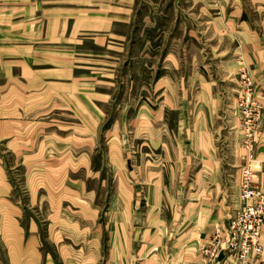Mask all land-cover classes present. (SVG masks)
<instances>
[{
	"label": "crops",
	"instance_id": "0c3cea01",
	"mask_svg": "<svg viewBox=\"0 0 264 264\" xmlns=\"http://www.w3.org/2000/svg\"><path fill=\"white\" fill-rule=\"evenodd\" d=\"M160 4V12L186 13L194 22L178 25L188 30V39L181 41L180 50L167 51L163 57L167 65L146 97L143 122L139 119L144 139L139 156L145 175L144 201L122 199L119 194L104 205L83 182L62 181L64 161L70 157L63 151L52 152L55 137L58 143L74 139L89 143L86 137L98 126V112L96 118L88 114L86 122H81L83 136L68 135L66 128L61 136L52 134V126L60 127L40 118L41 86L36 77L40 72L25 70L26 31L48 32L45 37L51 45L58 44L59 39L71 43L72 38L62 32L72 19V32L77 30L80 36H90L88 39L104 46L109 22L120 13L121 0H83L78 4L83 9L74 15L59 10L52 0H0V264H102L104 238L112 241L106 264H125L121 240L134 236L136 228L141 229V236L150 232L155 238L177 239V245L179 240H195L198 249L211 227L223 219L227 211L223 207L230 202L228 186L231 183L230 188L234 187L228 179L229 167L239 161L232 157L238 146L233 141L236 132L228 130L238 119L224 110L232 91L227 86L242 63L264 105V0H161ZM83 39L87 38L76 43L83 44ZM70 68L65 75L72 73ZM26 73L36 74H32L28 87ZM74 79L84 82L81 88L85 94L86 88L94 86L90 73ZM71 89L72 85L65 87L64 100L72 109ZM45 93L51 101L52 87ZM95 93L96 101H104V93ZM47 142L51 144L44 147ZM255 156L262 161V170L254 183L264 193V110ZM8 158L21 161L8 171L4 166ZM61 159L63 168H57ZM115 159L119 160V155ZM80 160L82 168L88 169L86 152ZM19 165H25L27 191L22 199L16 185L8 180V174ZM175 176L180 177L181 185L175 184ZM153 191L159 196L155 204ZM142 205L150 207L151 214H140ZM153 206L168 213L179 206L177 222L194 224L192 231H170L175 215L171 214V220L168 215H154ZM140 223L142 226L137 225ZM261 241L264 245V226ZM177 245L173 251L183 254L185 248ZM192 264L206 263L199 258ZM217 264L235 263L222 260ZM246 264H264V252Z\"/></svg>",
	"mask_w": 264,
	"mask_h": 264
},
{
	"label": "rangeland",
	"instance_id": "374dc122",
	"mask_svg": "<svg viewBox=\"0 0 264 264\" xmlns=\"http://www.w3.org/2000/svg\"><path fill=\"white\" fill-rule=\"evenodd\" d=\"M52 1H56L57 8L64 10L67 15H74L76 11L83 9V6L78 5L83 0ZM160 3L161 0H132L131 3H129V0H121L120 13L115 14V21H112V25H110L112 22H109L110 29L106 32L104 46L88 39L90 36H80L77 30L72 32V19L68 21L67 29L62 32V34L72 38L71 43H65L59 39L58 44L52 43L51 45L45 37V33L48 32L26 31L25 70L26 72H40V76H36L40 78L41 86L40 118H42V121L54 122L60 127V129H57V126H52V134L58 133L61 136L66 133L74 136L79 135V137L83 136L85 129L81 122H86L85 119L88 114L89 117L93 115V118H96L98 112V126L92 132L90 131V134L86 137L89 138V143H84L82 140L76 141L75 139L73 142L58 143L55 137L52 141V152L63 151L64 155L70 157L65 161L63 160L66 170L63 173L62 181L66 183L83 182L86 188L93 189L96 192L97 198L104 205L113 196L118 197L119 194L122 199L136 198L139 202L144 201L145 184L143 183L145 182V175L142 165L143 159L139 158L140 153H142L141 147L144 139L141 137L143 128L139 127V122L140 120L143 122V117L146 115V97L150 96L151 89L160 77V72L167 65L166 62L163 63V57L167 51L177 52L180 50L181 41L184 42L188 39V30L185 27L180 29L178 25L185 23L188 26L194 22V17L186 13L184 15H170L160 12ZM110 5H112V2H110ZM66 17L65 19H67ZM82 38H87L83 39V44L76 43V40L79 41ZM176 40H180V42H176ZM70 67H73L72 73L65 75V70L71 71ZM241 68L247 70L246 66L242 63L239 64L235 78L227 86L232 91L229 90L231 93L227 95V102L224 105V110L228 111V116L231 117V113H234L233 116L238 119L237 124L232 125L228 130L236 132L233 135V141L238 146L232 157L239 161L237 166L229 167L228 173L231 177L228 179L233 181L234 187L230 188L231 183L228 186L230 202H227L226 206L223 207L224 210L225 207L227 210L222 219L223 221L221 220L222 222L216 224H223L228 216L242 206L239 190L242 173L248 164V160L235 105L239 92L237 85L238 73ZM84 73H90V83H94V86L90 85L89 89L86 88L88 92L86 94L84 93L86 91L81 88L84 82H78L74 79ZM32 74L26 73L25 75L26 87L33 80ZM72 79L74 80L72 81ZM98 81L99 83H97ZM71 85L73 88L71 89L73 93L72 109L70 105L68 106V102L66 104L64 100L65 87ZM50 87H52L51 101L48 99L49 94L45 93ZM95 92L104 93V101H96L95 97L97 95ZM153 98V101H155V96ZM48 103L51 105L49 106ZM94 106H97L99 111H95ZM156 113L157 111L154 112V114ZM131 123L132 125H130ZM68 127H71V129H68ZM65 128L67 131L64 133L62 130ZM256 134L253 142L254 154ZM119 140L120 142H118ZM50 144L51 142L43 143L44 147ZM82 152L87 153L88 169L82 168L84 165L83 161L80 160ZM118 155L119 160L116 161L115 157ZM243 156L244 161L242 162ZM126 160H128L127 163ZM20 161V159L8 158L5 160L6 164L4 166L9 171L11 166ZM52 161L54 162V160ZM61 162L62 159L58 162L60 166L57 168H63ZM24 166L19 165L14 169L15 171H12L14 173L10 172L11 174H8V180L16 185L21 199L27 191L24 185ZM260 170H262V164ZM260 170L255 173L253 178L254 186V179ZM53 178L54 175H52ZM175 184L181 185L179 176H175ZM186 193L187 191H185ZM172 194L177 197L176 191ZM157 195L153 191L154 204L159 199ZM148 209L151 208L144 207L140 214H148ZM152 211L154 215H168L170 220L171 214H174V222L169 224V230L174 233L192 231L194 227V224L185 223L182 225L177 222L176 218L178 219V215H181L179 206L173 208L172 213L170 210L168 213L165 208L155 206H153ZM192 211L194 210L192 209ZM28 215L30 214L26 213V216ZM137 225L142 226L141 223ZM139 230L141 229L136 228L134 236L131 235L121 240L122 259L126 261L125 264H178L181 260H183V264H192L199 258L204 261L200 255L199 247L197 249L195 245V240H179L180 243L177 245L175 244L178 241L177 239L155 238L150 232L148 236H141ZM204 238L205 236L202 240ZM176 245L185 248L183 254H177L173 251L172 247ZM110 246H112V241L104 238L102 240L103 258L100 259L102 264H106L108 259L111 258L110 253H108ZM204 262L206 264H217V262Z\"/></svg>",
	"mask_w": 264,
	"mask_h": 264
},
{
	"label": "built area",
	"instance_id": "2783aa9c",
	"mask_svg": "<svg viewBox=\"0 0 264 264\" xmlns=\"http://www.w3.org/2000/svg\"><path fill=\"white\" fill-rule=\"evenodd\" d=\"M238 94L235 100L239 128L248 164L242 173L239 190L241 208L226 218L223 224H216L199 245L204 261L209 263L225 260L229 263L246 264L252 257L264 252L261 230L264 226V193L253 184L255 173L262 162L254 154V138L263 117V103L258 98L254 81L245 68L238 73Z\"/></svg>",
	"mask_w": 264,
	"mask_h": 264
}]
</instances>
